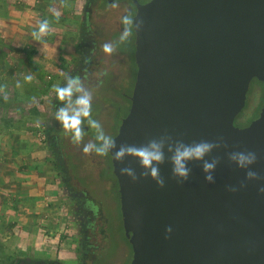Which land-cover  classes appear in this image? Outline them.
Returning a JSON list of instances; mask_svg holds the SVG:
<instances>
[{
	"label": "water",
	"instance_id": "water-1",
	"mask_svg": "<svg viewBox=\"0 0 264 264\" xmlns=\"http://www.w3.org/2000/svg\"><path fill=\"white\" fill-rule=\"evenodd\" d=\"M134 18L139 69L117 146L167 133L185 142L223 137L228 148L209 157L221 158L213 184L199 163L184 183L162 165L161 188L120 177L113 160L131 264H264V181L228 191L245 172L227 156L255 151L253 167L264 175V107L248 125L235 124L251 79L264 81V0H150ZM125 163L139 171L135 157Z\"/></svg>",
	"mask_w": 264,
	"mask_h": 264
},
{
	"label": "flooded vegetation",
	"instance_id": "flooded-vegetation-1",
	"mask_svg": "<svg viewBox=\"0 0 264 264\" xmlns=\"http://www.w3.org/2000/svg\"><path fill=\"white\" fill-rule=\"evenodd\" d=\"M148 1L116 0L118 7H112V0H78L72 51L67 47L59 63L49 65L40 52L45 43L35 44L29 114L41 125L39 134L50 163L49 173L58 187L56 203L65 219L63 233L71 237L73 244L61 246V250L8 255L0 259V264H131L133 246L124 229L120 186L111 154L86 155L71 143L52 118L60 104L52 89L63 84L68 74L86 76L85 84L94 97L93 118L101 122L107 135L115 138L132 107L137 81L134 26L130 41L117 46L112 55L105 54L102 45L115 44L123 29L121 17H135L138 3ZM263 107L264 81L253 77L235 124L248 125L260 117ZM246 110H254V116L250 117ZM94 135L95 131L89 130L85 142ZM114 219L117 226L112 224Z\"/></svg>",
	"mask_w": 264,
	"mask_h": 264
},
{
	"label": "rangeland",
	"instance_id": "rangeland-1",
	"mask_svg": "<svg viewBox=\"0 0 264 264\" xmlns=\"http://www.w3.org/2000/svg\"><path fill=\"white\" fill-rule=\"evenodd\" d=\"M77 2L0 0V259L73 244L63 233L65 219L56 203L58 187L49 173L41 125L29 114L32 82L23 77L33 75L35 44L45 43L40 52L49 65L59 63L67 47L72 51ZM54 11L60 12L58 21ZM43 19L50 20L52 32L36 41L32 32ZM112 224L117 226L115 219Z\"/></svg>",
	"mask_w": 264,
	"mask_h": 264
},
{
	"label": "clouds",
	"instance_id": "clouds-1",
	"mask_svg": "<svg viewBox=\"0 0 264 264\" xmlns=\"http://www.w3.org/2000/svg\"><path fill=\"white\" fill-rule=\"evenodd\" d=\"M112 7H118L116 0H112ZM53 16L58 21L60 12L54 11ZM123 29L119 34L117 42H105L102 50L107 55H112L119 45L127 44L132 37V27L137 25V18L129 14L121 17ZM52 32L51 22L48 19L40 21L38 28L33 30L32 36L36 41H43L46 36ZM86 76L79 74L65 76L63 84L53 86L55 98L60 102L52 113V118L58 123L63 133L70 138L73 145L80 148L84 154H95L97 156H108L111 154L115 162H119L118 175L131 179L132 182H138L141 179L151 178L156 184L163 188L165 178L161 175V166L170 164L172 177L178 183H184L189 180L192 174V164L199 163L204 174L206 182L213 184L216 181V169L221 162V158L212 157L209 159L215 149L221 146L228 148V144L223 137L215 140H199L185 142L183 139L173 138L164 133L157 138H150L145 143L137 146L136 144H127L117 146L116 138L105 133L101 122L93 118V92L86 86ZM34 79L32 74H26L23 77L24 82L30 83ZM17 81V87H20ZM8 99L7 94L3 97ZM85 125L87 127H85ZM89 130H94L93 139L85 142V136ZM136 158L139 166L132 167L125 163L126 157ZM228 159L239 169L244 170L245 178L239 184L229 185L228 191L237 192L246 187L250 181H264V175L254 169L259 157L255 151L242 150L227 152ZM258 191L264 194V183H258ZM173 227L169 225L166 233L171 234ZM167 238V236H166Z\"/></svg>",
	"mask_w": 264,
	"mask_h": 264
}]
</instances>
